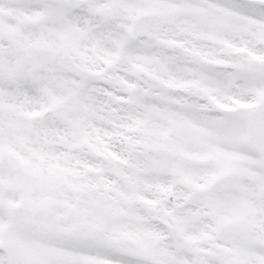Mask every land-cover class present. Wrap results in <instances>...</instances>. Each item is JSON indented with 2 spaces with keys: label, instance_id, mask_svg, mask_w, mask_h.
Instances as JSON below:
<instances>
[{
  "label": "snow or ice",
  "instance_id": "6c2138e0",
  "mask_svg": "<svg viewBox=\"0 0 264 264\" xmlns=\"http://www.w3.org/2000/svg\"><path fill=\"white\" fill-rule=\"evenodd\" d=\"M0 264H264V0H0Z\"/></svg>",
  "mask_w": 264,
  "mask_h": 264
}]
</instances>
